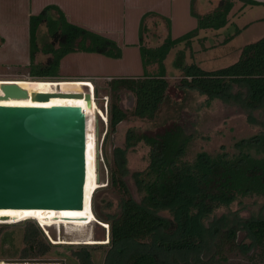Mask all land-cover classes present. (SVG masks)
Masks as SVG:
<instances>
[{"label": "trees", "instance_id": "1", "mask_svg": "<svg viewBox=\"0 0 264 264\" xmlns=\"http://www.w3.org/2000/svg\"><path fill=\"white\" fill-rule=\"evenodd\" d=\"M237 2L241 3L238 9L242 12L247 7H264V2L255 0H221L214 10L200 14L192 0L190 14L197 26L177 39L172 37L170 19L157 13L142 17L138 47L144 72L141 76L108 80L110 104L106 140L128 118L120 104L124 91L134 96L132 115L135 118L156 121L167 100L172 98L173 83L168 79L166 66L172 51L182 44L192 48L201 31L219 32L227 28L232 23L230 19ZM150 15L166 23L167 36L157 46L147 45L146 18ZM42 27L46 28L48 37L44 44L40 41ZM242 33L243 30L237 29L225 42L233 41ZM74 53L99 54L115 60L123 58V50L115 40L69 22L57 5H48L39 14L30 16L28 74L32 79L57 81L61 77L62 60ZM40 55H46L47 59L38 61ZM184 60L185 52L181 51L173 65L181 72V94L194 91L209 101H228L233 98L232 87L243 85L247 91L243 105L251 110L264 107V37L244 45L238 60L222 68L208 70L198 62L186 64ZM152 67L156 68L151 71ZM188 128L189 124L181 119L153 130L134 127L126 133V149H116L113 161L105 151L106 164L110 167L109 184L119 194L117 210L112 212L113 203L106 201L102 206L110 212L102 215L95 209L99 220L109 225L110 245L105 264H230L226 257L228 252L247 255V250L237 243L236 220L233 223L227 219V224L223 220L213 222L208 227L206 223L223 206L264 196V130L247 143L261 153L259 157L242 153L233 158H215L207 152H198L192 162H187L189 147L195 139ZM141 144L148 148V155L146 169L134 176L142 194L138 202L126 181L130 171L125 151ZM163 212H169L171 218L163 216ZM246 227L259 250L258 257L264 262V219L248 221ZM24 243L27 247L22 259L44 256L51 249L39 227L32 222L25 225Z\"/></svg>", "mask_w": 264, "mask_h": 264}, {"label": "rangeland", "instance_id": "2", "mask_svg": "<svg viewBox=\"0 0 264 264\" xmlns=\"http://www.w3.org/2000/svg\"><path fill=\"white\" fill-rule=\"evenodd\" d=\"M192 0H0V87L2 84L17 82L26 89L30 97L27 101L38 103H84L79 98L82 87L90 94L95 87V95L89 100L96 104L86 110V130L94 133L87 135V144L97 146L96 127H99L101 148L99 155L96 148L86 150L87 180L85 202L92 206L88 211L72 212L65 219L36 221L24 219L16 224H0V264H105V257L110 245L108 224L103 223L95 214V209L102 215L111 210L103 207V201L112 202V212L117 210L119 194L110 187V167L106 164V150L113 161L116 149H126V133L137 127L153 130L158 126L180 120L189 124L188 131L195 135L186 157L192 162L198 152H207L213 157L233 158L242 155L261 156V153L247 144L249 139L258 136L264 130V107L251 110L243 105L247 91L243 85L232 87V100H208L194 91L181 94L179 82L181 72L174 68V63L181 51L185 52L186 64L198 62L205 69H218L238 60L244 45L256 42L264 37V7L247 8L246 12L237 9L232 15L227 28L222 30L201 31L195 38L192 48L185 44L172 51L166 61L169 76L173 83L169 98L161 109L155 122L141 121L132 115L135 99L129 92H122L121 107L127 111L128 118L121 123L115 133L109 130V115L105 114V97H109L108 80L116 77H136L144 72L138 47V29L142 17L147 14H159L171 20L172 37L177 39L189 33L197 26V21L190 14ZM197 11L201 14L212 11L221 0H194ZM262 2L264 0H261ZM59 2L63 4L67 20L83 28L118 41L123 50V58L111 59L99 54L74 53L66 56L61 63L60 78L56 82L36 81L28 74L29 58V19L39 14L46 6ZM32 14V15H31ZM149 28L147 45L157 46L167 36L166 23L156 15L146 18ZM41 44H44L46 28H41ZM243 30L242 35L226 43V39ZM193 52V54H192ZM46 55H40L38 61H45ZM156 67L150 68L153 71ZM59 81V82H58ZM61 82V83H60ZM97 89V90H96ZM37 92L49 93L39 95ZM0 95H4L0 89ZM36 96L48 97V102H37ZM86 98H88L86 96ZM4 100H0L3 102ZM103 116V118L101 117ZM194 116V117H193ZM193 117V118H192ZM108 118V123L104 120ZM93 120L96 123L93 124ZM245 142L242 146L241 143ZM87 145V146H89ZM91 146V145H90ZM148 148L138 145L125 151L129 173L126 181L134 199L141 201L134 176L147 167ZM100 161L97 170L96 162ZM98 172V173H97ZM97 174L100 181L97 182ZM97 189L93 191L94 184ZM86 206V205H85ZM10 212H13L12 210ZM236 216H235V214ZM0 212V219L6 216ZM15 215V214H12ZM163 216L171 218L169 212ZM253 217L264 218V196L236 200L231 206H223L210 218L209 223L236 220L235 227L240 229L239 241L250 245L246 235L245 221ZM35 223L42 232L43 239L51 245L44 256L22 259L27 245L24 243L25 225ZM232 223V224H233ZM5 243V244H4ZM4 247V248H3ZM251 250V248H249ZM257 253V252H256ZM255 253V255H256ZM85 256V260H82ZM89 256V257H88ZM209 257V256H208ZM230 264H259L254 260L228 252ZM206 259V258H205Z\"/></svg>", "mask_w": 264, "mask_h": 264}, {"label": "water", "instance_id": "3", "mask_svg": "<svg viewBox=\"0 0 264 264\" xmlns=\"http://www.w3.org/2000/svg\"><path fill=\"white\" fill-rule=\"evenodd\" d=\"M0 89L6 96L28 94L17 84ZM86 150L84 103L0 104V209L82 210Z\"/></svg>", "mask_w": 264, "mask_h": 264}, {"label": "bare ground", "instance_id": "4", "mask_svg": "<svg viewBox=\"0 0 264 264\" xmlns=\"http://www.w3.org/2000/svg\"><path fill=\"white\" fill-rule=\"evenodd\" d=\"M11 84H18V83L14 82V83H11ZM20 87H22V86H20ZM84 88L85 87H82V90L80 92L79 98L81 100L89 102V103L85 104L86 105V110H87V109L93 107L96 104L95 99L91 100V101L89 100L90 96L93 97V95H95V93H94L95 87L94 88L93 87H88V88H90V91H91L89 95L84 93ZM86 96L88 98H86ZM29 97H30L29 92H28V94L26 96L0 95V100H4L3 102H0V104H2V105H33V103L27 101V99ZM33 100L37 101V102H48L49 98L48 97H42V96H36V97L33 98ZM93 124H95V126H96V123H95L94 120H93ZM87 135L94 136V133L87 131ZM87 145H89V144H87ZM90 145L87 146V148L88 149H93L95 147L96 148V152L98 153L97 155H99L98 144H97V146H96V143H95V146L94 145L92 146V144H90ZM97 163H98V160L96 162V165H97ZM97 168H98V166H97ZM97 177H98V174H97ZM97 182H99L98 178H97ZM97 185H98L97 183L94 184L93 191H95L97 189ZM91 209H92V206L89 205V201L84 202V208L82 210L0 209V212L1 211H5L6 214H7L6 215L7 217H5L4 219H0V224H5V223L6 224H16V223H19L20 221H23L24 219H34L36 221L56 220V219H60L61 220V219L67 218L72 212H75V211H88V210H91ZM11 210L13 212H10ZM12 214H15V215H12Z\"/></svg>", "mask_w": 264, "mask_h": 264}, {"label": "flooded vegetation", "instance_id": "5", "mask_svg": "<svg viewBox=\"0 0 264 264\" xmlns=\"http://www.w3.org/2000/svg\"><path fill=\"white\" fill-rule=\"evenodd\" d=\"M131 77H133V76H131ZM117 78V77H116ZM97 90V89H96ZM131 94V93H130ZM132 95V94H131ZM133 96V95H132ZM134 97V96H133ZM121 104V103H120ZM135 105V104H134ZM123 109V108H122ZM124 110V109H123ZM133 110H134V108H133ZM133 110H132V112H133ZM125 111V110H124ZM125 112H127V111H125ZM127 120V119H126ZM125 120V121H126ZM262 219H264V218H258V217H251L250 219H248V220H246L245 221V228H246V232H247V227H246V225H247V222L248 221H256V220H262ZM7 225H9V224H7ZM240 229H237V235H236V239H237V243L241 246L242 244L240 243V241H239V234H240V231H239ZM248 237H249V234H248V232H247V234H246ZM249 239V241H250V245L249 246H247V245H242V247L241 248H243L244 250H247V255L245 256V255H243V254H240L239 252H233V253H237V254H239L240 256H243V257H245V258H247V260H254V256H256V258H257V260L256 261H258L259 260V264H264V262H263V260L260 258V257H258V254H259V250L256 248V246H254V242H253V240H252V238L251 237H249L248 238ZM249 248H251V250L249 249ZM257 252V253H256ZM255 253H256V255H255Z\"/></svg>", "mask_w": 264, "mask_h": 264}, {"label": "crops", "instance_id": "6", "mask_svg": "<svg viewBox=\"0 0 264 264\" xmlns=\"http://www.w3.org/2000/svg\"><path fill=\"white\" fill-rule=\"evenodd\" d=\"M255 1H258V2H262L261 0H255ZM264 2V1H263ZM220 3V2H219ZM52 5H57V6H59L61 9H62V11L65 13V15L67 14L66 13V11H65V8H64V6H63V4H61V3H59V2H55V3H52ZM218 6V5H217ZM216 6V7H217ZM237 6L238 7H240L241 6V3L240 2H237L236 3V6H235V8H237ZM247 8H249V7H247ZM214 10V9H213ZM246 10L247 9H245V12H246ZM210 12V11H209ZM208 13V12H207ZM202 14V13H201ZM204 14H206V13H204ZM32 15V14H31ZM66 17H67V15H66ZM68 18V17H67ZM69 20V19H68ZM69 22H71V21H69ZM72 23V22H71ZM74 24V23H73ZM79 26V25H78ZM111 38V37H110ZM117 43H118V41H116ZM119 44V46L121 47V45H120V43H118ZM122 48V47H121ZM89 103V102H88Z\"/></svg>", "mask_w": 264, "mask_h": 264}, {"label": "built area", "instance_id": "7", "mask_svg": "<svg viewBox=\"0 0 264 264\" xmlns=\"http://www.w3.org/2000/svg\"><path fill=\"white\" fill-rule=\"evenodd\" d=\"M105 99V101H106V103H105V114L107 115V117H108V115H109V97H105L104 98ZM102 118H103V116H101ZM104 119V118H103ZM106 123H108V118H106L105 120H104ZM106 135H107V133H106ZM100 142H101V140H100Z\"/></svg>", "mask_w": 264, "mask_h": 264}, {"label": "clouds", "instance_id": "8", "mask_svg": "<svg viewBox=\"0 0 264 264\" xmlns=\"http://www.w3.org/2000/svg\"><path fill=\"white\" fill-rule=\"evenodd\" d=\"M108 230H109V228H108ZM108 238H109V231H108ZM110 240V239H109Z\"/></svg>", "mask_w": 264, "mask_h": 264}]
</instances>
